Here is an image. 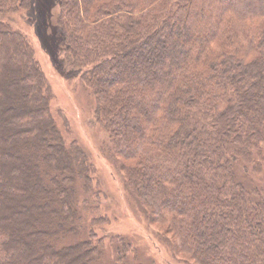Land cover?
<instances>
[{"label": "trees", "instance_id": "1", "mask_svg": "<svg viewBox=\"0 0 264 264\" xmlns=\"http://www.w3.org/2000/svg\"><path fill=\"white\" fill-rule=\"evenodd\" d=\"M55 1L61 64L80 71L112 162L169 252L264 264V0ZM33 3L0 0V264H94L107 244L118 264H154L85 214L94 167L6 19Z\"/></svg>", "mask_w": 264, "mask_h": 264}, {"label": "rangeland", "instance_id": "2", "mask_svg": "<svg viewBox=\"0 0 264 264\" xmlns=\"http://www.w3.org/2000/svg\"><path fill=\"white\" fill-rule=\"evenodd\" d=\"M58 14L55 0H34L31 8L20 10L6 19L27 34L33 44L51 88L53 116L67 143L70 145L76 141L83 147L94 167L90 174L92 190L85 214L90 222L92 218H101L95 226L100 236L118 234L127 237L134 248L131 257L136 256L142 261L151 259L154 264H196L169 252L157 232L160 227L150 223L140 204L125 187L123 177L112 162L107 133L95 120L94 97L81 80L80 71L64 68L61 64L66 46L57 25ZM254 179L264 188V164L262 171L254 174ZM65 183L69 185V182ZM79 188L80 198H83L85 195ZM66 240L74 242L72 236ZM114 247L107 244L106 259L94 264H118Z\"/></svg>", "mask_w": 264, "mask_h": 264}]
</instances>
